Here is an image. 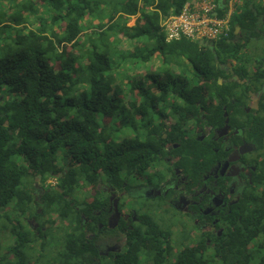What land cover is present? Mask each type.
Listing matches in <instances>:
<instances>
[{"label":"trees","instance_id":"1","mask_svg":"<svg viewBox=\"0 0 264 264\" xmlns=\"http://www.w3.org/2000/svg\"><path fill=\"white\" fill-rule=\"evenodd\" d=\"M41 1L21 0L17 9L0 8V212L9 204L25 209L34 202L23 177L44 180L59 173L56 188L45 192L39 205L80 227L79 213L64 195L82 185L94 188L102 175L122 182L147 173L165 146L183 137L180 121L194 115L196 101L210 92L207 80L219 70L214 55L219 63L226 60L223 54L239 58L242 44L218 40L212 51L184 37L167 42L161 17L184 0H48L47 12ZM95 9L101 12L93 23ZM250 13L245 8L233 22L244 29ZM131 16L136 18L128 25ZM142 37L153 47L142 50ZM165 50L183 55L191 75L168 71L157 79L158 74L147 71L140 80L152 79L142 80L140 87L129 84L130 94L121 95L127 83L120 64L137 57L147 62ZM113 68L123 74H114ZM120 108L126 113L119 119L122 124L135 120L134 134L117 139L108 130L119 128V121H112ZM168 116L177 121L167 125L163 119ZM80 209L87 214L84 206ZM258 216L250 213L245 227L224 235L212 250L201 240L171 254L169 244L167 259L152 239L153 229L165 233L147 216L143 225L148 231L129 240L136 245L121 264H141L137 256L143 252L153 258L152 264H211L215 257L222 264H251L258 257L256 264H264V240H258L264 234V212ZM17 242L25 239L19 236ZM148 245L152 248L146 250ZM208 252H213L211 259L205 257ZM18 261L6 264H22Z\"/></svg>","mask_w":264,"mask_h":264},{"label":"flooded vegetation","instance_id":"2","mask_svg":"<svg viewBox=\"0 0 264 264\" xmlns=\"http://www.w3.org/2000/svg\"><path fill=\"white\" fill-rule=\"evenodd\" d=\"M248 8L251 13L245 21L247 26L240 29L235 41L242 44L239 55L244 52L245 57L223 54L225 62L215 59L219 70L206 79L210 92L196 101L194 115L180 121L183 137L165 146V153L151 164L145 183L139 177L146 173L122 182L102 175L94 188L87 185L91 191L80 195L76 189L74 200L72 195H64L81 218L80 227H76V223L61 219L52 210L47 211L53 215L51 219L42 218L44 210L38 204L45 192L56 188L58 175L53 174L55 181L40 178L37 182L35 178L29 186L34 200L30 205L37 206L35 212L30 215L31 207L17 208V213H24L22 224L30 233L22 227L17 229L15 224L4 228L10 245L0 251V264L18 259H22V264L126 263V251L136 245L129 240L140 239L141 233L148 231L143 225L147 216L165 233L153 229L152 239L165 250L167 259L169 244L171 254L178 251L172 246L175 234L180 241L188 239L186 234L192 237L188 245L203 240L205 248L212 250L221 244L224 235L236 234L245 227L243 223L247 224L245 219L250 213L262 217L264 6ZM213 44L206 45L214 51ZM164 121L169 125L177 118ZM96 193L97 206H93ZM134 199L139 200L140 208L130 204ZM83 206L87 214L81 211ZM161 222L175 223L176 229L169 231ZM19 236L25 239L22 244L17 242ZM5 244L8 245L6 241ZM137 258L141 264L154 262L144 252Z\"/></svg>","mask_w":264,"mask_h":264},{"label":"rangeland","instance_id":"3","mask_svg":"<svg viewBox=\"0 0 264 264\" xmlns=\"http://www.w3.org/2000/svg\"><path fill=\"white\" fill-rule=\"evenodd\" d=\"M21 0H0V8H2L3 10H10V9H13V7H16V9L18 8V2H20ZM25 1H32L33 0H25ZM177 1V0H176ZM99 3H102L103 0H98ZM40 4L43 6V11L47 12V10L49 9V2L48 0H43L40 2ZM255 7H257V3L255 4ZM7 10V11H8ZM6 11V13H7ZM101 11L99 9H95L94 13H93V16H95V20L93 21V23H96V20L97 18L99 17V13ZM90 17L92 16H89V19H87L86 21H90ZM131 18L129 19V22L131 24ZM5 32V31H4ZM6 34V32H5ZM138 40L140 41L139 44H141L142 46V50H147L149 48H152L153 47V42L150 40H148V44H146L145 42H147V40L145 38H138ZM245 44V43H244ZM246 45V44H245ZM247 46V45H246ZM124 47H127L126 45H124ZM247 48H249V46H247ZM252 48V46L250 47ZM242 57H245L244 56V52H242L240 55H239V58L242 59ZM120 69L123 70V73H119L120 70H118L117 68H113V72L114 74H119V75H124L122 78H124V81L123 83H127L123 85L124 89H122L121 91V95L125 96L127 94H130L129 92V87L131 85V83L135 82L136 85L138 87H140L141 85L139 84V82H141L142 80L146 81V79L150 80L152 78L148 77V78H143L142 80H140L143 76V74H146L147 71L149 72H154V74H158L159 76H157L158 78L157 79H160L162 78L163 76V73H164V77L166 76L165 74L169 73L172 74L173 76L176 75L175 73H181V72H185L186 74L188 75H191V67H190V64L187 62V60L185 59V57L183 55H179V54H176V53H172V52H169L167 50L163 51V52H160L158 54H154L150 57V60L147 61V62H144L143 60H141L139 57H137L136 59L132 60L131 62H122L120 64ZM129 76V77H128ZM150 76V75H149ZM161 76V77H160ZM150 78V79H149ZM130 80V81H128ZM130 82V83H129ZM139 84V85H138ZM119 117V118H118ZM126 117V113L125 111L123 112V110L120 108L118 110V113H117V116L115 117L116 120H114V122L112 121V123L115 125V124H118V121H119V128L115 131V127L116 126H113L112 125V129H109V133L112 137L114 138H117V139H121L123 137V135H129V136H132L134 133H133V128L134 127H131V122H135L134 119H130L128 118L123 124L120 122L119 119H122ZM170 118L168 117H164L163 120H169ZM57 159L56 160L58 163H61V160L59 158V156H57ZM57 175H59V173H56ZM146 174H143L142 176L139 177V179H141L143 183H145L146 181ZM36 178V181L39 182L40 181V177L39 176H33V177H23L22 179V182L21 183H29V184H32L33 183V180ZM46 179L48 180H51V181H55V178H54V175H50V176H47ZM84 183V181L82 182V180H80V184ZM79 184V185H80ZM77 190L75 191V193H78V194H82L84 193L86 190L87 192H89L90 188L86 185H82V186H79L76 188ZM91 191V190H90ZM72 196L74 198H77L76 194L71 193ZM138 198V196H137ZM138 199H142L141 197L138 198ZM139 200L137 199H134V201H132L130 204L131 205H137L138 207L137 208H140L139 205ZM38 206H40L38 204ZM29 214L30 215H33V213L35 212V209H36V205L33 206V205H29ZM44 207V216L42 218H45V220L47 219V217H53V215L51 213H48L47 212V209L45 208V205H42L41 208L43 209ZM53 210V208L49 209L48 211H51ZM143 210V209H141ZM139 210V211H141ZM52 212V211H51ZM147 213H151L150 215L152 217H154L156 220H160V216H157V215H154L152 214L151 212V209H147L146 210ZM7 215V216H6ZM24 213H17V207H12L10 204L4 209V211H2V214H0V251L2 252L4 248H7V246L10 245V240L7 241V232L4 230V228L6 227H11V225H14L16 226V228H20L22 227V230L30 233V230H28L27 228V225L26 224H22L23 222V218H24ZM41 218V219H42ZM71 218V216H70ZM69 218V219H70ZM48 221H51L48 219ZM18 222V225L17 223ZM70 222V221H69ZM161 226H163L164 228L168 229L169 231L173 230L174 228L176 229V226H175V223H164V222H161ZM6 233V235H5ZM175 237H173V241H172V246H173V250H179L181 249L183 246L189 244L190 242H192V237H190L188 234H186L187 238L188 239H185V240H178L176 239V234L174 235ZM262 241L264 240V234H261L259 237H258V240H261ZM7 244H5V241ZM213 256V252H208L206 253L205 257H207L208 259H211ZM171 259V258H170ZM257 259L258 257H255L251 264H256L257 262ZM211 264H222L221 261L218 259V258H214V261H211Z\"/></svg>","mask_w":264,"mask_h":264},{"label":"built area","instance_id":"4","mask_svg":"<svg viewBox=\"0 0 264 264\" xmlns=\"http://www.w3.org/2000/svg\"><path fill=\"white\" fill-rule=\"evenodd\" d=\"M256 3L264 6V0H184L161 17L165 40L184 37L203 44L233 41V20Z\"/></svg>","mask_w":264,"mask_h":264},{"label":"crops","instance_id":"5","mask_svg":"<svg viewBox=\"0 0 264 264\" xmlns=\"http://www.w3.org/2000/svg\"><path fill=\"white\" fill-rule=\"evenodd\" d=\"M148 8H152V5H149ZM135 18H136V16H131V19H132L131 20V24H130V22L128 20V25L134 24ZM240 29H241L240 26L237 23H235V26H234L235 35L233 37L234 38L233 41H232L233 43H235V41L237 40L238 33L240 32Z\"/></svg>","mask_w":264,"mask_h":264},{"label":"water","instance_id":"6","mask_svg":"<svg viewBox=\"0 0 264 264\" xmlns=\"http://www.w3.org/2000/svg\"><path fill=\"white\" fill-rule=\"evenodd\" d=\"M222 1H223V0H222ZM205 45H206V44H205ZM215 59H216V61L218 60L216 55H215Z\"/></svg>","mask_w":264,"mask_h":264}]
</instances>
